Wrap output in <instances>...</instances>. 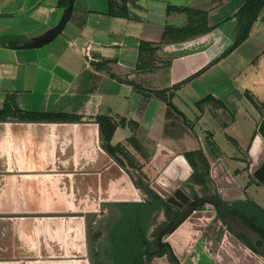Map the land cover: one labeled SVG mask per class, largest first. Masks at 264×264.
<instances>
[{"label": "crops", "instance_id": "crops-1", "mask_svg": "<svg viewBox=\"0 0 264 264\" xmlns=\"http://www.w3.org/2000/svg\"><path fill=\"white\" fill-rule=\"evenodd\" d=\"M59 1L0 0V110L10 99L79 118L0 122V264H89L86 219L67 214H96L93 244L110 253L133 222L152 232L204 198L264 211L251 170L264 162V8L231 49L248 0H128L125 14L113 0L115 15L110 0H74L54 41L19 49L60 23ZM161 148L190 164L181 188L153 165ZM204 165L216 192H204ZM197 207L168 238L182 264H264L213 204Z\"/></svg>", "mask_w": 264, "mask_h": 264}, {"label": "water", "instance_id": "water-1", "mask_svg": "<svg viewBox=\"0 0 264 264\" xmlns=\"http://www.w3.org/2000/svg\"><path fill=\"white\" fill-rule=\"evenodd\" d=\"M74 8V0H69L68 6L64 11V15L60 23L48 31L46 34L35 38L33 41L19 46V49H37L45 45L50 44L54 41L65 29L66 25L71 19L72 12ZM259 133L264 137V120L260 126ZM163 151V152H162ZM164 153V154H163ZM153 165L162 172L163 177H166L172 183V187L181 188L190 178L193 170L184 156L174 157L164 148H161L157 156L153 160ZM254 177L260 181L264 182V162H254L251 167ZM245 199V198H243ZM245 201V200H243ZM204 203H211L219 211L221 218L224 220L229 228V232L236 238L244 237L249 245L250 249L256 253L258 256L264 259V238L251 227H249L241 217L236 216L228 211V209L223 205V198L221 196L204 198L198 200L195 205L188 206L175 220L171 227L164 229L160 234L158 241L161 243L162 239L166 235H170L175 232L179 226L193 214L198 205H203ZM79 216L86 219V231H87V248H88V262L89 264H95L94 253H93V239H92V224L96 217L94 213H77V214H67V216ZM241 240V239H240ZM241 242L246 245L245 242Z\"/></svg>", "mask_w": 264, "mask_h": 264}, {"label": "flooded vegetation", "instance_id": "flooded-vegetation-1", "mask_svg": "<svg viewBox=\"0 0 264 264\" xmlns=\"http://www.w3.org/2000/svg\"><path fill=\"white\" fill-rule=\"evenodd\" d=\"M194 204L195 202H192V205ZM139 214L141 217L146 216L143 208ZM177 218L161 224L152 232H149V228L144 223L133 222L125 232L126 236L122 237L120 241L118 240L117 243L112 244L113 247L111 248L113 250L110 252L112 254L109 253L110 248L102 246L98 251L93 244L95 264H182L168 242L169 235H166L161 243L158 241L159 234L164 229L171 227ZM260 223L262 222L260 221ZM174 258H176V261H174ZM206 260L207 258L200 257L198 264H214L206 262Z\"/></svg>", "mask_w": 264, "mask_h": 264}, {"label": "trees", "instance_id": "trees-1", "mask_svg": "<svg viewBox=\"0 0 264 264\" xmlns=\"http://www.w3.org/2000/svg\"><path fill=\"white\" fill-rule=\"evenodd\" d=\"M123 4L122 7H120V13L125 14L126 13V4L128 0H119ZM69 0H60L59 6L62 9H66L68 6ZM110 13L112 15L118 14L114 10L113 6V0H110ZM264 8V0H248L247 3L244 5V7L238 12L236 17L239 19V21L242 23L244 31L238 40L236 44L231 48L234 49L237 47L240 43H242L249 35L252 26L254 25L255 21L257 20L260 12ZM230 49V51H231ZM158 96L162 98L165 101H168L165 97L162 96V93H158ZM10 99H7L4 107L0 110V122H6L10 118H17L19 120H31V121H37V120H47V121H78L79 118H73L70 116H63V115H36V114H29V113H22L17 108H12L14 105V102L9 101ZM168 103L172 106V104L168 101ZM222 105V104H221ZM103 122L102 119V128H103ZM109 130L106 131L107 139L109 141L110 135L114 129V127H108ZM105 131V130H104ZM108 151L110 153L113 152L112 147L108 146ZM205 166V165H204ZM206 172L205 175H203V178H199L201 180V183L205 185V187L210 183L209 178V169L207 166H205ZM207 178V180H205ZM138 183V182H136ZM142 185V184H140ZM148 191L150 197L152 200H158L159 198L155 195V193L150 190L149 188H146ZM225 207L228 209L229 212L232 214L239 216L243 219V221L251 227L254 231L260 233L264 238V225H260V221L264 222V218H261L260 214L264 217V211L255 204H248L246 202H240L239 205L229 207L228 204H224ZM264 224V223H263ZM240 239L246 243L247 246L250 247L248 241L244 237H240ZM175 257V256H174ZM174 261H176V258H174Z\"/></svg>", "mask_w": 264, "mask_h": 264}, {"label": "rangeland", "instance_id": "rangeland-1", "mask_svg": "<svg viewBox=\"0 0 264 264\" xmlns=\"http://www.w3.org/2000/svg\"><path fill=\"white\" fill-rule=\"evenodd\" d=\"M131 173H130V177H131V179L133 180V182H137V180H140V176L137 174V173H135V172H133V171H130ZM163 182H164V180H163ZM152 188H153V190H155V191H159V193L161 192V190L158 188V187H156V185H153L152 184ZM216 186H215V184H214V182L212 181V183L209 185V186H206V187H204V192L205 193H211V192H216V188H215ZM208 210H211V208L210 209H208ZM212 227L214 228V229H212V230H214V235H216L219 239L217 240V247L218 246H220L221 244V241H222V239H224V237L222 238V232H223V230H222V226L221 225H219V224H215V223H213L212 224ZM213 232V231H212ZM154 236V235H153ZM152 236V237H153ZM99 251V250H98ZM73 256H80V253L79 252H76V253H74V254H72ZM84 255V254H83ZM98 256V255H97ZM158 262V261H157Z\"/></svg>", "mask_w": 264, "mask_h": 264}]
</instances>
